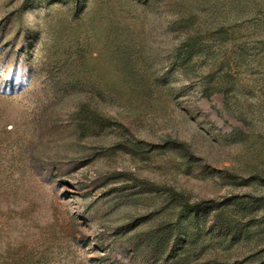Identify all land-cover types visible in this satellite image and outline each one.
<instances>
[{"label":"rangeland","instance_id":"rangeland-1","mask_svg":"<svg viewBox=\"0 0 264 264\" xmlns=\"http://www.w3.org/2000/svg\"><path fill=\"white\" fill-rule=\"evenodd\" d=\"M26 2L0 0V264H159L135 247L203 201L264 228V0ZM213 235L195 263L264 251Z\"/></svg>","mask_w":264,"mask_h":264},{"label":"trees","instance_id":"trees-1","mask_svg":"<svg viewBox=\"0 0 264 264\" xmlns=\"http://www.w3.org/2000/svg\"><path fill=\"white\" fill-rule=\"evenodd\" d=\"M32 5V0H27L22 13L28 11ZM229 205L235 206L234 210L242 215L240 217L243 223L227 218L225 213ZM210 215L213 216L214 229L217 231V236L213 235L211 240L222 249L249 241L258 243L262 238L264 228L255 223L253 210L243 208L238 202L217 204L215 201H203L194 205H185L174 224L161 225L147 232L134 251L143 258L149 257L159 264H228L215 260L195 263L192 260V248L197 242L201 226L206 223ZM233 264H264V251H255Z\"/></svg>","mask_w":264,"mask_h":264}]
</instances>
